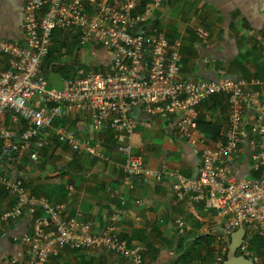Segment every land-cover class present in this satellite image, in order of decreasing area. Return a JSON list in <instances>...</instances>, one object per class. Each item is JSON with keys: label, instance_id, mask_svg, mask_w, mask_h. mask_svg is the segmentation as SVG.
<instances>
[{"label": "built area", "instance_id": "obj_1", "mask_svg": "<svg viewBox=\"0 0 264 264\" xmlns=\"http://www.w3.org/2000/svg\"><path fill=\"white\" fill-rule=\"evenodd\" d=\"M163 2L25 0L19 37L0 39V155L28 151L35 161L49 144L52 122L65 109L94 111L96 124L110 129L125 180H130L148 173L132 148L135 109L162 119L171 116L177 137L197 155L196 174L173 179L175 198L213 211L224 235L241 228L237 252L261 264L251 240L264 238V77L180 78L179 43L169 41L153 23V12ZM55 30L75 33L78 46L88 47L91 56L106 49L104 70H82L75 62V74L61 77L60 88H49L46 58ZM197 33L206 35L200 28ZM214 96L226 100V126L217 143L193 137L199 105ZM56 137L91 158L102 157L97 142L71 131ZM241 154L250 165L245 177L236 172ZM0 186L15 197L0 215V226L9 219H29V231L20 237L28 253L23 264H47L64 248L112 252L130 264H144L141 246L114 229L93 232L89 223L65 216L62 205L28 192L16 175L0 169ZM184 225L183 219L176 220L178 232ZM222 261L217 256L214 264Z\"/></svg>", "mask_w": 264, "mask_h": 264}, {"label": "crops", "instance_id": "obj_2", "mask_svg": "<svg viewBox=\"0 0 264 264\" xmlns=\"http://www.w3.org/2000/svg\"><path fill=\"white\" fill-rule=\"evenodd\" d=\"M24 2L0 0V39L19 37ZM153 23L169 41L179 43L180 78L264 77V0H164L153 12ZM199 28L204 37L197 33ZM96 54L95 59H108L104 48ZM134 117L131 143L143 157L145 175L125 180L123 159L110 129L96 124L94 111L72 108L54 119L49 144L37 160H31L28 151L11 152L0 155V169L16 175L31 194L62 205L65 216L89 223L93 232L114 229L130 244L141 246L144 264H214L227 248L215 213L204 212L187 199L177 200L171 187L176 176L196 174V153L177 137L171 116L162 119L135 109ZM199 118L220 126L217 140L206 139L222 141L224 97L200 104ZM65 131L99 143L102 157L91 158L84 150L60 142L56 133ZM198 136L204 135L196 129L193 137ZM246 157L241 154L237 164L239 177L248 174ZM14 203L15 197L0 186V215ZM178 218L185 224L181 232L176 228ZM28 231L27 216L2 223L0 264L27 260V245L20 237ZM47 264L130 262L112 252L64 248Z\"/></svg>", "mask_w": 264, "mask_h": 264}, {"label": "rangeland", "instance_id": "obj_3", "mask_svg": "<svg viewBox=\"0 0 264 264\" xmlns=\"http://www.w3.org/2000/svg\"><path fill=\"white\" fill-rule=\"evenodd\" d=\"M75 36V37H74ZM76 34L69 31L64 33H54L52 37L53 49L55 50V57L60 63H70L73 58L77 63V68L82 70L85 69H95L104 70L108 59H95L94 56L89 55L88 47H82L75 44ZM77 49V53H76ZM72 76L74 73V68L72 69ZM63 76L58 72L50 71L48 76V87L49 88H60L61 87V77ZM260 263L264 264V249H259L257 251Z\"/></svg>", "mask_w": 264, "mask_h": 264}, {"label": "trees", "instance_id": "obj_4", "mask_svg": "<svg viewBox=\"0 0 264 264\" xmlns=\"http://www.w3.org/2000/svg\"><path fill=\"white\" fill-rule=\"evenodd\" d=\"M54 33H61L60 30H55ZM53 33V34H54ZM75 37V36H74ZM78 47V42H77V36L75 40V44ZM55 50L53 49V43L50 47L49 54L46 58V66L49 67V69L53 70L54 72L60 73L61 77H71L72 76V69L75 67V61L71 59L70 63H60L57 61L55 57ZM197 129L203 133V135L211 140H217L219 138V132H220V126L212 121H206L203 118L197 119ZM112 137V134H111ZM233 233L229 234L228 237H231ZM251 249L254 251H258L259 249H264V238L263 237H253L251 240ZM227 250V248H226ZM226 258V251L223 255V261L222 264L224 263V260Z\"/></svg>", "mask_w": 264, "mask_h": 264}, {"label": "water", "instance_id": "obj_5", "mask_svg": "<svg viewBox=\"0 0 264 264\" xmlns=\"http://www.w3.org/2000/svg\"><path fill=\"white\" fill-rule=\"evenodd\" d=\"M243 236V230L238 228L231 237L223 236L227 250L226 258L223 264H252L249 258L240 255L237 252V247L240 244V239Z\"/></svg>", "mask_w": 264, "mask_h": 264}]
</instances>
